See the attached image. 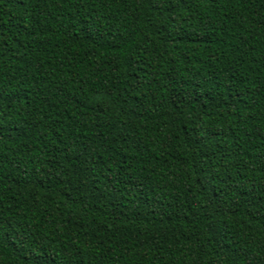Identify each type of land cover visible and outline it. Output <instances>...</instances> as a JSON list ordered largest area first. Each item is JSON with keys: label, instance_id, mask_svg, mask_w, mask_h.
<instances>
[{"label": "trees", "instance_id": "16d2710c", "mask_svg": "<svg viewBox=\"0 0 264 264\" xmlns=\"http://www.w3.org/2000/svg\"><path fill=\"white\" fill-rule=\"evenodd\" d=\"M0 264H264V0H0Z\"/></svg>", "mask_w": 264, "mask_h": 264}]
</instances>
